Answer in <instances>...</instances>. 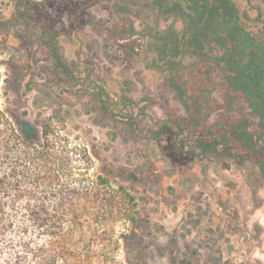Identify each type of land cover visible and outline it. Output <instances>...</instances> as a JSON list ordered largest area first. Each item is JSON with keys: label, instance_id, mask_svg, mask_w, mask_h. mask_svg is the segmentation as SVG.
I'll use <instances>...</instances> for the list:
<instances>
[{"label": "rangeland", "instance_id": "rangeland-1", "mask_svg": "<svg viewBox=\"0 0 264 264\" xmlns=\"http://www.w3.org/2000/svg\"><path fill=\"white\" fill-rule=\"evenodd\" d=\"M235 2L264 38V0ZM127 19L136 30L130 36ZM155 19L141 4L118 14L102 2L0 0V99L18 117L26 110L39 134L52 117L57 132L88 152L93 179L102 175L133 197L117 199L126 218L114 224L127 235L117 252L123 264H264L258 168L211 154L179 164L149 132L166 109L185 114L146 67L152 54L140 32ZM115 24L125 26L123 38Z\"/></svg>", "mask_w": 264, "mask_h": 264}, {"label": "trees", "instance_id": "trees-1", "mask_svg": "<svg viewBox=\"0 0 264 264\" xmlns=\"http://www.w3.org/2000/svg\"><path fill=\"white\" fill-rule=\"evenodd\" d=\"M86 1L118 14L140 4L156 11L140 32L152 54L146 67L185 113L166 109L149 130L165 158L187 164L211 154L248 162L264 179V38L235 0ZM127 20L130 36L136 30ZM111 28L123 38L125 26ZM102 92L94 93L98 100ZM26 115L0 99V264H123L117 252L127 235L114 224L126 218L117 199L133 197L102 175L93 179L88 152L57 132L52 117L39 134Z\"/></svg>", "mask_w": 264, "mask_h": 264}]
</instances>
